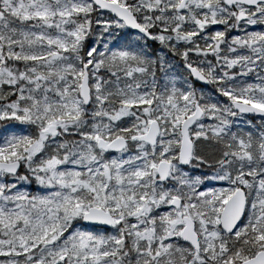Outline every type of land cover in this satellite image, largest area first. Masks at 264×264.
I'll list each match as a JSON object with an SVG mask.
<instances>
[{
	"label": "snow or ice",
	"instance_id": "1",
	"mask_svg": "<svg viewBox=\"0 0 264 264\" xmlns=\"http://www.w3.org/2000/svg\"><path fill=\"white\" fill-rule=\"evenodd\" d=\"M0 264H264V0H0Z\"/></svg>",
	"mask_w": 264,
	"mask_h": 264
},
{
	"label": "trees",
	"instance_id": "2",
	"mask_svg": "<svg viewBox=\"0 0 264 264\" xmlns=\"http://www.w3.org/2000/svg\"><path fill=\"white\" fill-rule=\"evenodd\" d=\"M197 87H200V86L197 84Z\"/></svg>",
	"mask_w": 264,
	"mask_h": 264
},
{
	"label": "water",
	"instance_id": "3",
	"mask_svg": "<svg viewBox=\"0 0 264 264\" xmlns=\"http://www.w3.org/2000/svg\"><path fill=\"white\" fill-rule=\"evenodd\" d=\"M198 85H199V83H197ZM199 86H201V85H199Z\"/></svg>",
	"mask_w": 264,
	"mask_h": 264
},
{
	"label": "rangeland",
	"instance_id": "4",
	"mask_svg": "<svg viewBox=\"0 0 264 264\" xmlns=\"http://www.w3.org/2000/svg\"><path fill=\"white\" fill-rule=\"evenodd\" d=\"M245 130H247V129H245Z\"/></svg>",
	"mask_w": 264,
	"mask_h": 264
}]
</instances>
